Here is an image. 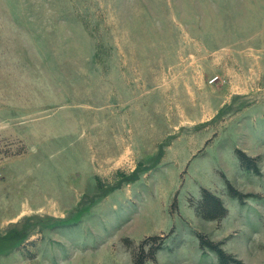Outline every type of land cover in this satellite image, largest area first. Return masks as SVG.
<instances>
[{
    "label": "rangeland",
    "instance_id": "1",
    "mask_svg": "<svg viewBox=\"0 0 264 264\" xmlns=\"http://www.w3.org/2000/svg\"><path fill=\"white\" fill-rule=\"evenodd\" d=\"M201 238L264 264V0H0V264H220Z\"/></svg>",
    "mask_w": 264,
    "mask_h": 264
},
{
    "label": "trees",
    "instance_id": "2",
    "mask_svg": "<svg viewBox=\"0 0 264 264\" xmlns=\"http://www.w3.org/2000/svg\"><path fill=\"white\" fill-rule=\"evenodd\" d=\"M241 161L247 168H255L252 159L241 155ZM230 191L233 196L240 198L238 192L232 190L231 188ZM197 211L203 219L209 221L219 220L223 218L227 213V209L224 207L220 198L204 189L201 191V200ZM154 239L155 238H153V240ZM200 242L201 246H206L209 250L213 251L216 254L220 264H244L240 260H237L224 252L219 247V244L208 242L204 238H201ZM144 249V243L140 244L138 250L133 253L132 264H145L149 259L155 260V254L158 248L152 251L149 250L148 253H145Z\"/></svg>",
    "mask_w": 264,
    "mask_h": 264
},
{
    "label": "bare ground",
    "instance_id": "3",
    "mask_svg": "<svg viewBox=\"0 0 264 264\" xmlns=\"http://www.w3.org/2000/svg\"><path fill=\"white\" fill-rule=\"evenodd\" d=\"M25 213H26V212L24 211V212L21 213V215H22V214H25Z\"/></svg>",
    "mask_w": 264,
    "mask_h": 264
}]
</instances>
